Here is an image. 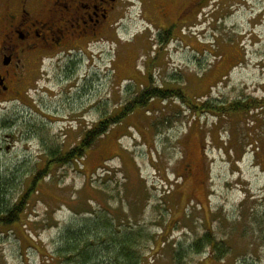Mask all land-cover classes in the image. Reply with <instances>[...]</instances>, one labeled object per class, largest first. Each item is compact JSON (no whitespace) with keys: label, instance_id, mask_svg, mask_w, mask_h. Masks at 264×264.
Listing matches in <instances>:
<instances>
[{"label":"rangeland","instance_id":"rangeland-1","mask_svg":"<svg viewBox=\"0 0 264 264\" xmlns=\"http://www.w3.org/2000/svg\"><path fill=\"white\" fill-rule=\"evenodd\" d=\"M231 2L225 27L216 18L227 3L211 0L204 16L184 20L164 41L161 23L142 14L139 0H120L110 25L88 48L71 50V59L64 52L44 59L38 54L33 75L19 85V100L0 101V175L13 173L11 194L44 167L47 143L70 150L106 113V83L118 53L138 51L141 72L152 60L156 84L166 81L181 96L151 101L147 114L142 109L122 117L83 157L51 164L21 221L0 225V264H61L55 255L59 231L94 212L106 216L115 236L139 233L148 264H176L174 252L182 248L181 264H198L199 255L188 247L205 236L224 241L229 264H264V240L258 239L264 228V108L240 115L201 106L244 88L255 97L264 94L257 89L264 81V0ZM258 13L261 23L251 24ZM240 37L248 64L233 68L227 82L213 83L206 94L219 72L208 50L226 49ZM69 62L76 70L66 79ZM165 117L170 121L164 125Z\"/></svg>","mask_w":264,"mask_h":264},{"label":"flooded vegetation","instance_id":"flooded-vegetation-1","mask_svg":"<svg viewBox=\"0 0 264 264\" xmlns=\"http://www.w3.org/2000/svg\"><path fill=\"white\" fill-rule=\"evenodd\" d=\"M119 1L0 0V101H6L9 98L12 101L19 100V96L22 95L19 85L22 80H27L33 75L35 60L39 53L44 59L45 57L52 58L64 52L66 58L71 59L74 55L69 53L71 50L88 48V45L102 35L110 25L109 21H111V16ZM210 1L139 0V4L143 15L147 16L150 12L155 20L161 23L159 25L162 29L160 37L165 39L167 35L173 32V28L184 20L198 14L204 16L203 9ZM224 2L227 3V5L224 3L225 8H222L224 15L221 13L216 18L219 20V28L225 27V19L233 13L231 0H224ZM261 16V13L255 14L251 24L259 25ZM145 18L152 24L149 18ZM110 23L113 24V22ZM231 26L227 25V28L233 31L234 25ZM235 41L236 43H234ZM243 41V37H240L237 40L227 42L228 48L226 49L223 45H219L217 51L208 50L209 54L215 55L214 66L219 72H217L215 82L212 81L207 85V89L204 88L205 92L208 91L206 94L210 92L213 83L217 81L227 82L233 68L248 64V52ZM202 51H207V49L204 47ZM125 53H118L119 56L110 69L112 76L107 78V83L105 82V95L107 94L109 99L107 100V96H105L107 102L102 110L106 113L99 116L90 128H109L118 123L125 115L133 114L136 111L141 112L142 109L145 110L143 113L147 114L151 110V101L155 99L168 100L174 93L179 95L177 93L179 90L167 86L166 81L156 84L151 76L152 60L146 62V72H141L136 70V58L140 56L138 51L131 52V57L126 56ZM263 63L261 61V64ZM72 64L69 62V66L64 70L65 78L76 70ZM262 67L264 68V65ZM262 83L263 85L257 86V89L264 93V81ZM214 99L217 102L215 109L218 112L227 111V98L222 93ZM109 101L113 103L110 104ZM227 101L231 104L230 113L232 114L243 115L248 114L253 108H264V94L255 97L253 91L246 93L245 88L243 91L236 90ZM93 106H99V102ZM109 113L112 114L109 115ZM163 121L164 125L168 124L170 118L165 117ZM263 231L264 228L258 237L261 243L264 240ZM214 244L218 247H213ZM224 244V241L213 238L209 244L210 247L208 249L204 247L203 251L198 254V264H229L227 258L230 254L227 250H225L226 252L223 250ZM238 255L236 256L237 260ZM238 261L240 262V260Z\"/></svg>","mask_w":264,"mask_h":264},{"label":"trees","instance_id":"trees-1","mask_svg":"<svg viewBox=\"0 0 264 264\" xmlns=\"http://www.w3.org/2000/svg\"><path fill=\"white\" fill-rule=\"evenodd\" d=\"M163 40L165 41V39ZM201 106L215 113L218 112L215 109L216 104L209 106L208 102H202ZM230 107L231 104L228 103L227 111L229 112H231ZM175 118L174 116L173 119ZM107 130L108 128L101 127L85 129L78 143L66 152H61L58 145H48L47 143L44 167L32 175L30 182L23 187L18 195L10 193L11 184L14 183L11 177L13 173L0 175V225L10 226L21 221L27 208L28 199L36 190L35 185L41 181L42 174H46L47 168L51 164L63 162L71 157L76 160L83 157L85 151L94 144L99 135L104 134ZM94 214L93 218L73 219L59 231L55 255L61 264H148V258L142 257L140 254L143 246L139 245V233L125 232L122 236H115L110 230L106 216L97 214V212ZM212 239L213 237L209 236L195 239L189 244L188 250L199 254L203 251L201 249L209 245ZM213 247L217 248L218 246L214 244ZM223 250L225 251L227 248H223ZM186 251L187 248H182L174 252L173 258L176 264L182 263L179 254L184 256ZM144 252L145 250H143Z\"/></svg>","mask_w":264,"mask_h":264},{"label":"bare ground","instance_id":"bare-ground-1","mask_svg":"<svg viewBox=\"0 0 264 264\" xmlns=\"http://www.w3.org/2000/svg\"><path fill=\"white\" fill-rule=\"evenodd\" d=\"M248 187V186H247Z\"/></svg>","mask_w":264,"mask_h":264}]
</instances>
